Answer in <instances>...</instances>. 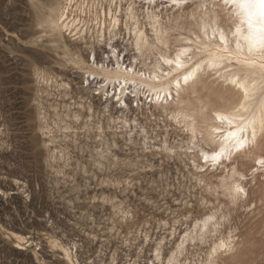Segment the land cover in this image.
Masks as SVG:
<instances>
[{"label": "rangeland", "instance_id": "1", "mask_svg": "<svg viewBox=\"0 0 264 264\" xmlns=\"http://www.w3.org/2000/svg\"><path fill=\"white\" fill-rule=\"evenodd\" d=\"M63 1L0 0V264H73L54 240L79 244L87 264H125L145 254V232L168 236L177 216L205 210L208 193L194 165L153 150L165 140L178 149L190 144L183 126L83 89L88 73L51 28ZM256 215L240 209L232 226L261 239L264 211ZM125 216L128 228L120 225ZM15 234L40 245H23Z\"/></svg>", "mask_w": 264, "mask_h": 264}, {"label": "bare ground", "instance_id": "2", "mask_svg": "<svg viewBox=\"0 0 264 264\" xmlns=\"http://www.w3.org/2000/svg\"><path fill=\"white\" fill-rule=\"evenodd\" d=\"M63 2L51 28L88 73L83 89L116 99L121 110L135 102L164 115L196 140L179 149L165 140L153 150L194 165L208 193L204 212L177 216L168 236L145 232V254L139 247L125 264H258L264 237L239 235L231 219L240 209L250 218L264 211V0ZM123 219L128 228L131 217ZM53 242L73 264H87L77 257L79 244Z\"/></svg>", "mask_w": 264, "mask_h": 264}, {"label": "built area", "instance_id": "3", "mask_svg": "<svg viewBox=\"0 0 264 264\" xmlns=\"http://www.w3.org/2000/svg\"><path fill=\"white\" fill-rule=\"evenodd\" d=\"M26 238H28L27 240H29L28 242L27 240H24V242H26L27 244L32 243L35 245L38 243V245H40V242H37L36 240L32 239V237H26Z\"/></svg>", "mask_w": 264, "mask_h": 264}]
</instances>
